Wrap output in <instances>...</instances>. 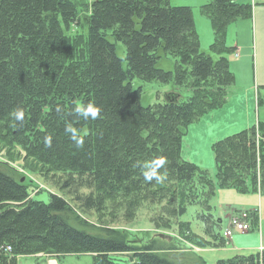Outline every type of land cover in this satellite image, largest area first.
<instances>
[{
	"label": "trees",
	"instance_id": "1",
	"mask_svg": "<svg viewBox=\"0 0 264 264\" xmlns=\"http://www.w3.org/2000/svg\"><path fill=\"white\" fill-rule=\"evenodd\" d=\"M200 12L214 35L208 53L200 51L192 10L170 0H0V150L13 161L19 148L24 164L65 175L63 186L83 189L74 201L85 212L123 208L130 220L147 204L156 229L174 226L188 244L222 248L209 202L219 190L264 193V143L255 139L264 135V123L211 144L213 176L183 158L188 127L221 108L234 84L227 28L252 15L250 5L235 0H209ZM168 57L172 69L159 68ZM135 79L169 84L180 97L168 94L163 103L143 107ZM78 102L99 106L101 116H76ZM15 108L24 110L22 122L9 115ZM68 123L83 136L82 148L66 134ZM161 156L166 164L159 171L166 169L167 179L146 182L138 164ZM40 190L0 162V264H17L19 256L83 254L93 264H177L167 256L178 250L173 238L143 241L123 229L94 226L62 197L47 193V203L36 200ZM189 206L200 209L201 234L179 220ZM247 220L250 231L256 212ZM217 264H264V250Z\"/></svg>",
	"mask_w": 264,
	"mask_h": 264
},
{
	"label": "rangeland",
	"instance_id": "2",
	"mask_svg": "<svg viewBox=\"0 0 264 264\" xmlns=\"http://www.w3.org/2000/svg\"><path fill=\"white\" fill-rule=\"evenodd\" d=\"M208 1L209 0H193L192 2H185L190 5L189 8L192 10L195 30L198 35L200 51L202 53H208L209 46L214 41L213 30L207 18L200 12V7L205 5ZM241 1H244L242 3H247V5H250L252 8H264V2L262 0H255L254 6H252L250 0ZM171 3L173 4L178 2L177 0H172ZM172 4L171 6H173ZM253 15L254 14L251 15V18L239 19L233 22L229 25L226 31V46L231 47V45L235 42L238 45L236 47L237 50H235L237 57L235 58L233 54L234 51L228 56L229 68L232 61L244 58L242 60L241 72L236 70L235 72H232V70L229 69L235 78L234 84L228 89L227 96L229 100L226 104L230 108L227 107L225 113L222 112L223 118H221L220 121L218 120L217 122H210L206 124V130H208L207 133L201 131L200 128L195 131V133H191L194 132L195 127L193 126L196 124L195 123L190 125L188 128V130L190 129L189 131H191L189 132L190 134L187 130L186 135L182 140V150L184 153L183 158L194 157L195 162H199L201 165L208 167L207 170L210 171L209 174L211 176H213L214 164L210 145L214 143L212 141H214L217 136L216 132L220 128L219 124H229L231 120L235 119V115L239 117V121L244 118L248 120L249 116L252 118L253 115L254 121L261 122L264 120V39L260 38L261 28L259 27V24L256 27L255 35ZM260 17L259 20H261V27L263 29L262 34L264 35V17L262 16V19ZM247 22H249V27L246 25ZM117 46V56L120 59H123V48L121 44H117ZM241 48L243 51H241ZM173 62L174 60L171 57H168L167 61H163V63L160 61L158 63V67L163 70H171ZM133 87L142 88L140 104L143 107L163 103L166 101L168 94H174L179 98L181 92L180 90L172 88L169 84H162L157 81L142 82L138 79L133 81ZM255 88L256 90L258 89V95L256 94V98H259V102L257 103L256 101V108L254 103L255 94L253 92L256 91ZM230 91L234 92V97L232 96L230 98ZM247 92L251 94L250 102L246 104L248 107L246 108L245 104L240 105L239 110H237L238 104L246 103L245 100L249 97L247 96ZM232 98H234V100H232ZM237 98L242 99V102L234 104ZM227 110H233V112H229ZM13 153V156L16 157V159L9 161L6 157V152L4 150H0V162H7L19 175L32 180L38 188L41 189L39 194L33 196L36 200L47 203V193L62 197L70 203L71 206H73L77 215L88 223L94 226L108 225L110 227L123 229L136 235L137 238L142 239L143 241L150 238H156L159 235L173 238V243L178 250L167 254V256L177 264H198L201 261L200 259L205 260L206 264H217L218 261L227 260L236 255L247 256L251 253H256V249L260 242L264 245V193L261 195H258L257 193L240 194L231 189L217 191L215 196L210 200L209 205L212 208L211 214L213 218L216 221H220L218 222V229L223 232L228 227L230 219L232 217L239 216V214H242L243 212H256L258 216V224L248 233L240 234L239 237H236L238 243H235L236 248L234 249L233 245H231V241L236 233H233L228 240H225V244L221 248L222 250L219 249V251H215V249H202L188 244L178 238L176 236L174 226L172 230L156 229L152 222V218L156 215L155 210L147 204L141 206L139 210H137L134 217L130 220L125 218L123 208L111 210L109 207L103 215L99 216L93 212H85L74 201V194L77 191L83 192V189L73 188L69 185L63 186L65 175L61 173H46L44 170H40V167L37 165L28 163L24 164L23 153L19 148H15ZM33 194L34 190L31 189L30 195L32 196ZM198 211H200L198 207L189 206L187 207L186 213L182 215L179 220L190 222L192 231L196 234H201L202 224L197 221L195 217ZM240 246H243V248H240ZM17 264H93V261L91 255L87 254L64 255L60 257L38 255L19 256L17 257Z\"/></svg>",
	"mask_w": 264,
	"mask_h": 264
},
{
	"label": "crops",
	"instance_id": "3",
	"mask_svg": "<svg viewBox=\"0 0 264 264\" xmlns=\"http://www.w3.org/2000/svg\"><path fill=\"white\" fill-rule=\"evenodd\" d=\"M186 1H188V2H192L193 0H177V2L178 3H171L172 2V0H170V3L173 5V6H185V7H190V5L188 4V3H185ZM200 1V0H199ZM251 1V0H250ZM263 2H264V0H262ZM202 2V1H201ZM235 2L236 3H240V4H243V5H247V3H242V2H244V1H241V0H235ZM197 5V4H196ZM198 6V5H197ZM254 10V11H253ZM252 14H254L253 15V17H254V30H255V35H256V27H257V25L259 24V27L261 28L260 29V38L261 39H264V35L262 34V32H263V29H262V27H261V20H259V17L262 19L263 17H264V8H256V7H254V8H252ZM263 16V17H262ZM246 25H247V27H249L248 25H249V22H247L246 23ZM238 45H237V43L235 42V43H233V45H231V47L232 48H234V47H237ZM241 51H243L242 50V48H241ZM242 53V52H241ZM248 56V55H247ZM239 58V57H238ZM244 58H241V59H238V60H236V61H232V63H230V68L229 69H231L232 70V72L234 71L235 72V70L236 71H238V72H241V68H242V60H243ZM234 81H235V78H234ZM255 90H256V88H255ZM258 90V89H257ZM257 90L256 91H253L254 92V94H255V99H254V103H255V108H256V94H257ZM253 94V93H252ZM234 95V92L233 91H230L229 92V96H230V98L232 97ZM258 95V94H257ZM247 96H249L248 98H246V100H245V102L246 103H241L242 102V99H240V98H237L236 100H235V102H234V104H237V103H241V104H238L237 105V110H239V106L240 105H244L245 104V107L247 108L248 107V105H246L248 102H250V98H251V94L249 93V92H247ZM234 97V96H233ZM228 100H229V98H228V96H227V98H226V101H225V103H224V107L222 106L221 108H219L218 110H216V111H213V112H211V113H209V114H207V115H205L204 117H202L201 119H199L198 121H196V122H194L193 124H195L193 127H195L194 128V132H191V131H189L188 129V133L189 132H191V133H195V131H197V130H199V128H200V130L201 131H204L205 133H207L208 132V130H206V124H208V123H210V122H212V123H214V122H217L218 120L220 121V119L221 118H223L222 117V115H223V113H225V111H226V109H227V102H228ZM232 100H234V98H232ZM228 108H230V107H228ZM243 108V107H242ZM231 110V109H230ZM230 110H227V111H229V112H233V110L232 111H230ZM223 112V113H222ZM231 115V114H230ZM228 118H230V117H228ZM235 119H233V120H231V122L229 123V124H224V123H222V124H219L220 125V128H219V130H217V136L215 137V139H214V141H212V142H215V141H218V140H220V139H222V138H224V137H226V136H229V135H233V134H235V133H238V132H241V131H243V130H245V129H248V128H250L251 126H253V125H255L256 123H257V121H254V115H253V117L251 118V116H249V119L248 120H246L245 118L243 119V120H241V121H244V122H241V121H239V117H237V115H235V117H234ZM259 119V118H258ZM211 120V121H210ZM213 120V121H212ZM236 120V121H235ZM239 122H238V121ZM237 122V123H236ZM264 123V120L263 121H261V123ZM192 125V124H191ZM190 127V126H189ZM188 127V128H189ZM190 134V133H189ZM211 144V143H210ZM211 146V145H210ZM182 156L184 157V153H183V150H182ZM187 156V155H186ZM185 160L186 161H188V162H191V163H194V164H196L197 166H199V167H201L202 169H205V170H207V166H205V165H201L199 162H195L194 161V157H190V158H186L185 157ZM210 167H211V165H210ZM213 167H214V165H213ZM212 170H213V168H212ZM207 171H209V170H207ZM210 172V171H209ZM240 236V234H236V235H234V237L232 238V241H231V245H233V249L234 248H236V244L238 243L237 242V240H236V237H239ZM236 243V244H235ZM240 248H243V246H240ZM221 249V248H220ZM228 249H230V248H228ZM232 249V248H231ZM222 250V249H221ZM240 250V249H239ZM241 250H243V249H241ZM246 250H249V249H246ZM261 250H264V245L263 244H261V242H260V244H259V246L257 247V249H256V252H258V251H261ZM215 251H219V249H215ZM205 261V260H204Z\"/></svg>",
	"mask_w": 264,
	"mask_h": 264
},
{
	"label": "clouds",
	"instance_id": "4",
	"mask_svg": "<svg viewBox=\"0 0 264 264\" xmlns=\"http://www.w3.org/2000/svg\"><path fill=\"white\" fill-rule=\"evenodd\" d=\"M73 113L82 117L84 120H88L91 118L92 120H96L101 116V108L94 103H87L86 105L83 103H76V106L73 108ZM15 121L22 122L24 120V110L22 108H15L9 114ZM66 134H70V139L74 142L77 148H82L84 145L83 136H81L78 130L73 127L71 123L66 124L65 128ZM87 133H85L86 135ZM51 136H46L44 143L46 147H51ZM166 164V159L164 157H159L153 159L152 161L144 162L141 167L143 178L146 182H152L155 180L158 184L163 183L167 179V170L161 172L160 169L164 168Z\"/></svg>",
	"mask_w": 264,
	"mask_h": 264
},
{
	"label": "built area",
	"instance_id": "5",
	"mask_svg": "<svg viewBox=\"0 0 264 264\" xmlns=\"http://www.w3.org/2000/svg\"><path fill=\"white\" fill-rule=\"evenodd\" d=\"M237 57V55H235ZM256 143L261 141L264 143V135L260 137L256 134ZM247 213L243 212L237 217H232L229 221L228 227L223 231L222 236L225 240H228L233 233L245 234L249 231V223L247 222Z\"/></svg>",
	"mask_w": 264,
	"mask_h": 264
}]
</instances>
